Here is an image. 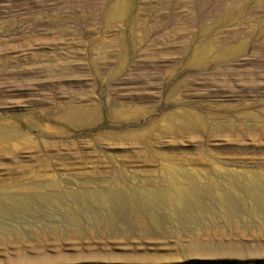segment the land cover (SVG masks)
Returning a JSON list of instances; mask_svg holds the SVG:
<instances>
[{
    "label": "rangeland",
    "instance_id": "1",
    "mask_svg": "<svg viewBox=\"0 0 264 264\" xmlns=\"http://www.w3.org/2000/svg\"><path fill=\"white\" fill-rule=\"evenodd\" d=\"M262 1L0 0V264H264V203L179 224L138 199L264 173Z\"/></svg>",
    "mask_w": 264,
    "mask_h": 264
},
{
    "label": "bare ground",
    "instance_id": "2",
    "mask_svg": "<svg viewBox=\"0 0 264 264\" xmlns=\"http://www.w3.org/2000/svg\"><path fill=\"white\" fill-rule=\"evenodd\" d=\"M262 3L264 4V0ZM206 45H214L215 50L211 56L215 60L237 56L243 49V46L233 47L228 43L222 42L215 44L207 42ZM219 49H222V51ZM72 112L74 111H66V114ZM60 113L62 114V111ZM162 119L164 124L166 123L169 125L168 128L171 131L177 133L184 132L196 135L199 132H205V134H209L210 132H214L215 129H217V124H215V122L209 121L197 114H189L187 111H185V109L182 108H178L177 110L165 115ZM242 122L243 121H241V123ZM223 124L229 127L231 126L233 130L236 129V126L237 129L241 128V125H239V120H237L235 123L227 121ZM15 130L16 129L2 127L0 129V140H9L14 138L13 136H15ZM179 176H175L173 173H168L170 180L168 181L169 187L167 190L165 188H159V190L157 189V192L153 190L154 193H152V191V194L146 193L145 191V194L143 195V193H141L142 196L138 199H141L140 201H142L143 206L146 205L151 209L166 211L167 217L179 224L184 222L185 213L188 210L195 207L205 208L206 206H209L210 203L214 204L217 212L223 214L226 219L228 215L232 214L230 212L231 206H233L232 203L240 205L239 199L243 195L248 196L247 200L251 201V203H264V173L260 175H248L243 181L238 179V175H235V177L230 176L227 178L228 181L225 179L227 182L222 179L225 183L212 181V178H209V181L205 182V178L202 180L203 178L201 177L202 179L200 178V180H198V176H196L197 180H189V178L192 176L194 177L192 174L191 176H188L189 178H185V180L188 179L187 182H191V184L190 182L188 183L190 186L187 187L184 184V180L180 179L182 177ZM182 179H184V177ZM214 182L215 184L217 182L219 183L215 185ZM238 193L241 195V197H239ZM130 205L135 206L136 204L135 202L131 201ZM149 215L150 216L147 217L151 220L146 219V224H151L153 221H155V216L151 213Z\"/></svg>",
    "mask_w": 264,
    "mask_h": 264
}]
</instances>
